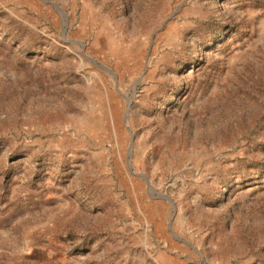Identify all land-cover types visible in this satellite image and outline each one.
Returning a JSON list of instances; mask_svg holds the SVG:
<instances>
[{
    "label": "rangeland",
    "instance_id": "374dc122",
    "mask_svg": "<svg viewBox=\"0 0 264 264\" xmlns=\"http://www.w3.org/2000/svg\"><path fill=\"white\" fill-rule=\"evenodd\" d=\"M0 264H264V0H0Z\"/></svg>",
    "mask_w": 264,
    "mask_h": 264
}]
</instances>
